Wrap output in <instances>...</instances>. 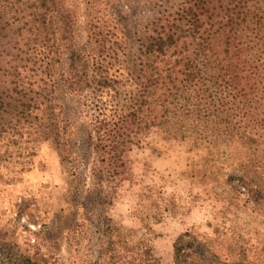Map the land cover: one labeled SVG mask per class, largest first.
<instances>
[{"label": "trees", "instance_id": "1", "mask_svg": "<svg viewBox=\"0 0 264 264\" xmlns=\"http://www.w3.org/2000/svg\"><path fill=\"white\" fill-rule=\"evenodd\" d=\"M83 1V42L65 0L7 2L0 162L23 170L34 145L50 141L74 165V113L82 118L79 139L100 164L94 176L106 181L123 175L125 153L153 127L181 138L238 134L264 147V0H149L152 15L129 62L109 1ZM67 97L77 107L72 115ZM257 173L239 179L264 199V171ZM173 248L176 264H251L243 250L223 257L213 238L193 232ZM144 254L137 264H157L149 249Z\"/></svg>", "mask_w": 264, "mask_h": 264}, {"label": "rangeland", "instance_id": "2", "mask_svg": "<svg viewBox=\"0 0 264 264\" xmlns=\"http://www.w3.org/2000/svg\"><path fill=\"white\" fill-rule=\"evenodd\" d=\"M9 1L0 0L2 20ZM108 1L129 62L151 5ZM65 4L83 42L84 1ZM2 35L7 41L9 33ZM64 100L72 115L76 105ZM73 116L74 165L50 141L34 145L23 170L0 162V264H137L147 249L157 264H176L173 244L185 232L213 238L223 257L243 250L246 262L264 264V199L248 194L239 179L264 171L261 141L220 131L181 138L153 127L125 153L123 175L102 181L93 172L97 155L79 139L82 118Z\"/></svg>", "mask_w": 264, "mask_h": 264}]
</instances>
